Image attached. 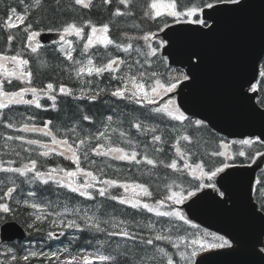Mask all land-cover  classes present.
Segmentation results:
<instances>
[{"label":"trees","instance_id":"1","mask_svg":"<svg viewBox=\"0 0 264 264\" xmlns=\"http://www.w3.org/2000/svg\"><path fill=\"white\" fill-rule=\"evenodd\" d=\"M150 2L151 0H132L131 8L126 10L123 5L118 3V0H111L108 4H105L104 0H92L91 6L87 9L76 5L75 0H41L39 8L32 6L34 0H23V3H21V0H0V52L8 49V54L14 55L17 52H21L23 57H25L27 52V57L34 59L33 63H37L38 69L29 87L41 89L48 83L66 86V83L69 82V71L67 69L70 63H66L59 54L50 50H42L37 53L29 52L25 46L26 33L23 30V25L32 24L33 30L37 31L50 29L57 31L66 23L73 21L79 25H84L85 21H91L97 26L108 23L110 37L123 45L131 43L133 45L131 51H134L132 52L134 55L133 61L139 60L143 70L151 72L152 59L158 56V45L155 37L160 32L165 21L172 24V20L170 17H160L153 20L145 16V12L149 11L147 6ZM161 2H167V0H161ZM190 2L191 0H180L181 4ZM12 8L17 10L16 14L26 15L27 19L19 27L9 29L6 27V21L11 14L10 9ZM117 8L125 12V14L114 16L113 13ZM127 11H131V15H128ZM38 21L39 23H37ZM88 31L90 29L85 26V33ZM146 33H155L152 43L157 48V56L151 58V66L144 63L145 57L135 51L137 47L147 51L144 41L139 39ZM10 35L14 37L11 44L8 43ZM115 49L112 46L111 49L106 50V59L124 57L125 52L115 51ZM163 66L165 65L163 64ZM31 67L34 68V66ZM162 72L164 73V71ZM0 82L4 83L6 91H18L19 88L25 87L24 82L18 80H13L12 84L9 85L4 81L3 76H0ZM66 96L60 94L53 110L40 111L34 116V121L41 126H44L46 122H50L48 125L52 133H56L58 139H67L74 148L79 143V140L87 137L85 145H82L77 151L80 156L81 167L87 171H92L99 180L116 179L121 183L144 184L152 195L139 197L143 203L155 206L156 201L164 200L170 194L169 186H171V191H180L181 187L191 190L192 187L198 185V181H195L184 169L185 159L193 165L202 162L206 171L213 169L214 166L219 165L224 160V157H213L210 153L212 151H222L220 144L221 142H227L225 138L212 132L205 124L197 128L194 123H191L195 121L191 118L189 121H185L183 125H180L179 122L171 121L166 117L152 113L150 106L144 107L134 104L130 102L131 100L127 101L124 99L123 102L120 101L121 108L117 109L116 103L113 106L108 105L106 107L100 100L82 103L80 101L72 104L67 101ZM260 101L261 97L258 101L261 105ZM25 113L26 110L21 105H11L7 110L0 109V163L7 167L8 161L11 160L14 161L11 165L12 167H20L22 164H28L30 160L35 159L37 161V169L42 172H48L54 168H63L69 171L75 170L76 165L70 159L60 155L44 157L40 155L45 150L44 148L39 145H29L25 142L29 139L45 142L44 136L26 137L22 131L17 130L19 129L17 125H14L13 128L5 127L9 122L16 124L15 122L23 119ZM107 114L114 117L112 127L115 125L111 134L112 141L108 145L123 147L129 153L133 150L137 151V159L141 163L137 164L134 161L128 162L112 158L108 160L104 156H96L92 153L91 148L100 144L96 134ZM84 116L90 117V120L85 121L83 119ZM136 122L156 130L155 132H138L133 127ZM121 131L125 133L124 137L120 136ZM9 135L13 137L21 136L23 140L13 139L7 141L6 137ZM182 135H189L191 143L179 139ZM153 136H161V141H154ZM127 141H131V144ZM177 147L185 153V159H181L177 155ZM25 149H28V151H25ZM156 149H161V151H156ZM85 151L88 152V160L84 159ZM257 152L262 153V145L253 143L246 151L247 159L255 157ZM16 153H19V155H16ZM144 156L154 159L156 161L155 165H148L143 160ZM173 160H176L179 171H174L165 166ZM92 161H95V164ZM100 169H103V172ZM53 175L57 177L56 179H60L64 173L58 172L53 173ZM8 176L15 183L13 184L9 181L3 186L0 185V196L4 192L2 189L6 190L8 187H15L16 190L11 199L0 201L7 202L13 209L12 213L7 214L5 220H15L28 229V240L34 243H42L48 240L47 233L49 231L55 232L57 227L52 225V217H48L43 223L35 222L33 228L28 227V224L34 223L35 217L32 216L29 207L25 204H17L16 201H19L22 195L25 197V194L30 192L34 193L33 197L36 202L41 204L51 203L59 210L64 209L65 206L69 209L78 208L83 211L91 209L97 215L104 212L108 220L112 218L121 219L127 223L125 227H122L123 229L136 233L139 237H143L144 240L154 239L157 234L175 238L187 236L190 233L191 227L185 225L183 221L169 217H158L155 213H150L143 208L133 209L128 204H120L118 200L111 199V196L131 197V189L125 192L121 187H112L108 189V193L104 197H101L97 190L101 185L98 184L96 188L90 189L94 198L88 200L77 193H72L67 188L59 187L53 181H49L48 184L32 181L33 173H28L26 177H21L17 173H8ZM258 179L259 183L255 188L256 193L261 184V176H258ZM0 180H7L6 173L0 172ZM76 180L78 183H83V177L78 176ZM204 182H207L206 178ZM176 185L181 187H176ZM256 200L260 207L262 198H256ZM170 203V201H165V205ZM174 207L178 209V205ZM160 210L169 209L164 207ZM3 215L0 213V216ZM78 222L80 221L78 220ZM112 225L105 223L101 227L106 230L104 232H96L91 229L83 231L74 229L71 235H65L58 242L52 243H57V246L64 245L68 247L70 250L69 254L75 257L82 251L86 253L99 252L115 257L114 261H108L105 264H135L141 256L145 257L144 264H155V262L147 259L155 252L153 245H141L138 241H128L119 236L108 237V231L118 232L122 229L113 228ZM117 244L121 246L119 249H117ZM154 244L156 247H163L170 254H173L175 264H183V261H180L179 256L175 254V249L171 247L170 243L167 241H154ZM127 249H131V252H128ZM19 259L20 256H17V263L24 264V262H19ZM158 259H162L163 264H166V258L158 257ZM52 260H45L44 264H62Z\"/></svg>","mask_w":264,"mask_h":264},{"label":"snow or ice","instance_id":"2","mask_svg":"<svg viewBox=\"0 0 264 264\" xmlns=\"http://www.w3.org/2000/svg\"><path fill=\"white\" fill-rule=\"evenodd\" d=\"M111 0H104L105 4L110 3ZM23 3V0H21ZM92 0H75V4L79 5L85 9L91 6ZM118 3L123 5L126 10L131 8L132 0H118ZM35 8H39L41 6V0H34V4L32 5ZM149 11L145 12V16L150 19H157L160 17H170L172 20V24L182 25L183 31L190 33L193 37H206L213 34L219 26V17L222 13L231 12L237 13L242 11L245 7H247V0H191L190 3L181 4L180 0H167V2H161V0H151L148 4ZM16 9H10L11 14L6 21V27L17 28L20 24H24L27 19L26 15H15ZM27 11V8H26ZM125 12H122L119 8L113 13L114 16H122ZM128 15H131V11H127ZM13 16L18 21V23H13ZM39 23V21L37 22ZM85 26L90 29L87 33H85ZM171 28V24L167 21L163 24V27L160 31L164 29ZM51 30V29H50ZM25 31L27 32V40L28 43L26 45L27 48L30 49L31 53H37L38 49L41 47L39 41L36 40V37L40 35V31L33 30L32 24H27ZM60 36V49L65 58L68 61H71L75 65H79L78 68L75 69V73L77 77H83L87 75L89 77L93 76H101L105 72L114 73L118 71L119 66L124 64L125 61L120 58H112L109 59L107 63H103L100 65H95L93 63V58L88 55V50L93 48L94 46L100 45L105 49L108 46H114L117 50L123 51L125 53L130 52L133 49V45L128 43L126 45L117 43L114 39H112L109 35V24L104 23L102 25L97 26L93 24L91 21H85L84 25H79L76 22H68L63 25L60 29L57 30ZM75 36L78 40L84 41L83 49L81 50L82 56H88L86 63L81 60H77L73 57V51L75 48L73 47V42L67 37ZM86 37V39H85ZM155 37V33H146L139 39L144 41V45L147 51H143L141 48L137 47L135 51L139 53V55L144 56V63L151 66V58L157 56V48L153 46L152 40ZM14 40L13 36L8 37V43L11 44ZM33 42H35V46H33ZM67 46V50H65L64 46ZM166 45L171 46V41L162 40L159 42V48H164ZM203 60L202 53L199 49L192 47L187 50V64L189 67V71L187 73L181 72L179 76H173L171 74L168 75L167 79L163 77L162 73L151 72L150 74L146 72H139V77L146 78L151 80V84H146L137 78L136 75H125L123 77H119L123 81V87L117 88L116 90L111 92V95L114 97H118L121 99H128L133 101L136 104H139L144 107L155 105L150 110L152 113L158 114L160 116L166 117L168 120L179 122L180 125H183L185 121H189L190 118L185 115V111H182V105H178L175 99L169 98L165 100L170 93H174L178 86L188 87L191 85L195 78V70L201 67ZM257 62L264 63V52H261L253 62V69L256 67ZM136 64H140V61L137 60ZM29 65V60L23 58L21 52H17L14 55L8 54V49L4 52H0V76H3L4 81H6L9 85L12 84L13 80H18L21 82L27 81L29 85L32 83V73L28 71L27 66ZM132 65H129V69H131ZM259 76L261 77V83H264V69L259 71ZM118 77L113 75L112 79H117ZM255 79V75L253 74L247 79H243L238 83V93L239 95L251 101L252 97L248 95V92L245 91V87H248V91L255 92L257 90V85L252 83ZM187 82V83H185ZM87 83L91 84L92 81L89 80ZM130 85V87H129ZM31 92L33 99L26 100L24 96L27 92ZM83 91V90H82ZM100 91H104L101 89ZM55 88L53 83H48L44 88L37 89L36 87H21L18 91H6L3 82H0V109L8 108L10 105L16 104H26L32 105L35 104L36 108H40L41 104L38 102L37 96L38 93H42L43 95H47L50 100L53 101V107H55V95H49L50 93H54ZM59 92L64 95H72V92L65 85L61 84L59 86ZM99 93H97L98 95ZM90 99L95 100L96 96L90 97ZM261 105H264V99L260 101ZM253 111H256L253 108ZM260 115L264 116V111L259 112ZM83 119L85 121L90 120V117L84 116ZM107 120L109 122L112 121V116H108ZM48 123L46 122L43 129H39L35 126H29L28 124H24L22 128L17 129L22 132H37L42 131L45 136L51 137V143L55 147L49 148L47 144L42 143L36 139H29L25 142L29 145H39L41 148H44L45 151L40 153V155L47 157L50 152H56L57 155L64 156L66 159H70L73 164L76 165L75 170H65L63 168L59 169H50L48 172H42L37 169V161L32 159L28 164H22L20 167H12L11 165L14 161H8V166L5 167L2 163H0V172L3 173H17L21 177H26L28 173H33L32 181H40L43 184H48L49 181H53L61 188H67L72 193H77L79 196L84 197L88 200H92L93 194L90 189L96 188L97 185H101L97 188L99 195L104 197L108 193V189L112 187H121L128 192L130 189L132 191L131 197H122V196H111V199L118 200L120 204H128L133 209L143 208L150 213H155L158 217H169L175 218L176 220L183 221L185 225H189L193 229H199V226L191 223L187 219V217L177 208L175 205L183 204L185 200L196 197L198 192H202L204 189H212L215 194L218 195L219 199H216V196H213V199L219 204L221 207H225L228 205L231 200V196L228 194L227 189L223 184L220 187H217L218 181L216 177L225 173L226 169L236 167L234 163H229L228 161L233 160V156H228L225 151H212L210 153L213 157H224V160L221 161L219 165L214 166L213 169L205 170L204 164L195 163L194 165L189 163L187 159H185V153L181 151L179 147L176 148L177 155L180 156L181 159H185L184 169L187 170L188 175L192 176L195 181H198V185L192 187L191 190L184 189L180 185H176V187H181L180 191H171V186H169L170 194L165 197L164 200L156 201L155 206L149 203H143L139 197L151 196V192L144 184H128L121 183L116 179H103L99 180L97 175H95L92 171H87L83 167H81L80 156L77 154L78 149L82 145H85V139L79 140V143L74 148L73 145L69 144L67 139H58L56 135L52 133L51 130L48 129ZM194 125L199 128L204 125L205 121L202 119H196ZM7 128H13L14 124L9 122L5 125ZM138 132H147L152 131L155 132V128H149L147 126L142 125L141 123H135L133 125ZM176 130V129H173ZM75 131V129H73ZM115 131V129H114ZM120 136L124 137L125 133L123 131L120 132ZM105 137V132H100L97 134L96 138ZM23 140L21 136H7L6 140ZM183 141H187L191 143V139L189 135H182L179 137ZM154 141H161V136H153ZM131 144V141H127ZM237 143V142H234ZM240 145L251 146L253 143H259L264 146V131H261L258 134L257 140L253 141L252 139H242L238 141ZM221 148L227 149L228 145L225 142H221ZM58 149H62L57 151ZM28 151V149H25ZM92 153L96 156H104L111 157L115 160L135 162L137 164L141 163L140 160L137 159V151L133 150L131 153L126 151L123 147L120 146H111L97 144L95 147L91 148ZM156 151H161V149H156ZM19 155V153H16ZM238 155L240 157H245L246 153L244 151H239ZM256 156H264V153L257 152ZM84 159L88 160V152H84ZM253 162L255 158L253 157ZM143 160L148 165H155L156 161L154 159H150L147 156L143 157ZM95 164V161H92ZM163 163V161H161ZM166 167L171 168L174 171H179L176 160H173L170 164L165 165ZM103 172V169H100ZM62 172L64 175L60 179H56L53 173ZM198 173V174H197ZM83 177V183H78L76 177ZM207 179V182L205 181ZM11 183H15L11 181ZM3 183V181H0ZM224 189V190H222ZM15 187H8L6 191L3 192V195L0 196V201H4L6 199H11L12 195L15 191ZM186 192V195H185ZM34 193L30 192L29 196H33ZM204 195H208V193H204ZM165 201H170L171 203L165 205ZM17 204L20 201H16ZM24 204L27 207L37 210L39 214L35 215L34 223L28 224L29 228H33L35 222L43 223L48 217H56L57 219L52 220V224L57 228L62 229H76L78 231H83L85 229H91L96 232H104L105 229L101 228L100 222L94 216H88L87 212L84 215L80 214V210L77 209H69L67 206L64 207L62 212H45V208L40 204L32 202L29 203L27 200L24 201ZM51 205H47L45 207H50ZM167 207L169 210L161 211V208ZM252 214L254 216L259 217L262 221H264V202H261L259 209L256 207H251ZM13 212V209L7 202H0V213L4 214L0 216V223L5 222V217L7 214ZM73 216L76 218L71 219H60L61 217ZM78 218V219H77ZM78 220L80 222H78ZM104 223H108V221H104ZM123 223V221L121 222ZM10 226V225H9ZM113 228H116L117 225L113 224ZM151 227V225H149ZM64 232L61 231L60 235H63ZM49 238H54L56 233L53 231H49L47 233ZM191 239L186 238L185 236H178L175 240L172 239L171 236H164L157 234L154 239L144 240L143 237H139L136 233L130 232L126 229H121L120 231H108V237H123L128 241L139 242L141 245H153L155 248V252L152 256L148 257V260L155 262V264H163L162 259L166 258V264H175L173 254H170L163 247H156L154 241H167L171 244V247L175 249V254L179 256L180 261H183V264H201L200 261H197V256L201 253L213 252L214 250H227L229 252L235 251L236 248L239 247V241H235V238L228 239L226 235H219L215 232L209 233L204 231L200 233L197 231L196 233H191ZM264 231L259 232L255 236L252 237L250 251L254 256L260 258L262 262H264ZM121 246L117 244V249ZM183 249V250H181ZM9 252H12V249H8ZM128 252H131V249H127ZM216 255H223V252H214ZM43 252H29L28 255L22 257L23 260L28 261L30 257L44 256ZM52 257H56L59 259L58 253H52ZM13 260L17 258L15 256L12 257ZM205 259V257H201V261ZM93 260L99 261L100 264H105L108 261H114L115 257L112 255H105L101 253H97L94 257L83 256L78 259L73 256L71 259L65 260L62 264H93ZM145 257L141 256L135 264H144Z\"/></svg>","mask_w":264,"mask_h":264},{"label":"water","instance_id":"3","mask_svg":"<svg viewBox=\"0 0 264 264\" xmlns=\"http://www.w3.org/2000/svg\"><path fill=\"white\" fill-rule=\"evenodd\" d=\"M182 25L166 29L161 37L171 41L162 49L169 65L189 71L187 50L195 47L202 53L201 67L195 70L196 78L188 87L179 86L167 98H177V104L187 116L202 119L218 134L228 138L258 137L264 131V111L256 103L257 92L245 91L251 101L238 93V83L253 74L258 76L259 63L253 69L255 58L264 52V0H247V7L237 13L225 12L219 17L216 31L206 37H193L183 31ZM58 33L43 32L38 36L42 44L59 39ZM187 83V82H185ZM253 108L256 111H253ZM261 163L251 167L232 168L217 178V185L227 189L231 200L221 207L213 199L218 195L206 191L185 203L182 208L188 218L203 227L235 238L239 247L235 251L215 250L200 255L201 264H264L250 251L252 237L264 231V221L252 214L256 207L251 197L255 172ZM224 190V189H222ZM10 225V226H9ZM25 232L16 222H6L0 227V242L23 240ZM263 239V238H262ZM214 252H223L216 255ZM201 257H205L201 261Z\"/></svg>","mask_w":264,"mask_h":264},{"label":"rangeland","instance_id":"4","mask_svg":"<svg viewBox=\"0 0 264 264\" xmlns=\"http://www.w3.org/2000/svg\"><path fill=\"white\" fill-rule=\"evenodd\" d=\"M13 23H18V21L15 19V16L13 17V21H12ZM67 39H69L70 40V38H67ZM28 41V40H27ZM161 40L160 39H158V42H160ZM65 47V50H67V46L65 45L64 46ZM54 48L57 50V51H59V49H60V41L59 42H57L55 45H54ZM61 54H63L61 51H59ZM81 52L78 50L77 51V54H80ZM91 54V51L89 52V55ZM64 55V54H63ZM86 63V62H85ZM127 70H129V66L128 65H126L125 63L124 64H121L120 66H119V69H118V73L119 74H121V72L124 74L123 76H125V75H130L128 72H127ZM85 76L86 75H84V79L82 80V82H83V84L82 85H85V87H86V91H81V92H88V91H91V90H98V88L96 87L95 89L93 88V87H90L91 86V84H89V83H87V80L85 79ZM91 79H93V76H91L90 77ZM137 78L139 79V78H142V77H138L137 76ZM129 87H130V85H129ZM234 141L232 142V143H229V144H227L229 147H227V149H224L223 148V150L225 151V152H227L228 153V156H233L234 157V159L233 160H230V161H228V162H230V163H232V162H234L235 160H237V162H236V166H240V165H245V164H241V163H243L244 162V160H245V157H240L239 155H238V152L239 151H244V149L242 148V147H240V146H236V147H234ZM230 145H231V148H230ZM229 149H231V153L229 152L230 150ZM56 153V152H55ZM50 154H54L53 152H50ZM198 174V173H197ZM261 176H262V172H261ZM216 179H217V177H216ZM199 183V182H198ZM7 190V189H6ZM6 190H3L2 189V191H6ZM199 193V192H198ZM253 197L254 198H259V199H261L262 198V181H261V185H260V187H259V189H258V191H257V193L256 194H253ZM25 200H27L29 203H32V202H35L36 203V201H35V199H34V197L33 196H28L27 198H20L19 199V201H20V204H24V201ZM41 205V204H40ZM42 206V205H41ZM42 207H44L45 208V212H47L48 211V207L46 208L45 206H42ZM32 209V208H31ZM71 210V209H70ZM80 210V209H79ZM32 211H33V214L34 215H36V214H39L38 212H37V210H35V209H32ZM63 210H58V211H55V212H62ZM85 212H87V214H88V216H94L99 222H102V223H104V221H105V219H101V218H99V217H97L95 214H93V211H83V210H80V214L81 215H84V213ZM182 212V211H181ZM183 213V212H182ZM187 217V216H186ZM71 218H76V217H73V216H66V217H61L60 219H71ZM52 219H57L56 217H52ZM190 219V218H189ZM116 224L117 225V227L118 226H122V223L121 222H119V221H115V220H113V221H108V223L107 224ZM192 223V222H191ZM194 224V223H193ZM60 229H62V228H60ZM200 229V228H199ZM194 230V232H192V233H196L197 231H199L200 233H203L204 231H200V230ZM188 239H191L192 237H191V235L190 236H188L187 237ZM9 248H11L12 249V252H9L8 251V249ZM20 250L21 251H23V252H25L27 255H28V253L29 252H33V251H35V252H43V253H45V255L44 256H37V257H30V260H33V259H39V258H46V259H48V258H56V257H52L51 256V254L52 253H58V255H59V259H57L56 258V260H57V262H63V261H65V260H68V259H71V257H69L66 253H64L65 252V250H66V248H63L62 246H59V247H57V248H54V249H50V250H47V249H44L43 248V246H38V247H36V245H30V243H25V244H23L22 246H20ZM27 251V252H26ZM16 253H17V250L14 248V247H11L10 245H4V246H0V264H13L14 262H15V260H13L12 259V257L13 256H16ZM83 256H90V257H94L95 256V254H88V255H86V253H81V255H80V258H82ZM31 262V261H30ZM93 262H96V263H93V264H100L99 262H97L96 260H93ZM29 264V263H28ZM33 264H39V263H36V262H34Z\"/></svg>","mask_w":264,"mask_h":264},{"label":"flooded vegetation","instance_id":"5","mask_svg":"<svg viewBox=\"0 0 264 264\" xmlns=\"http://www.w3.org/2000/svg\"><path fill=\"white\" fill-rule=\"evenodd\" d=\"M262 153H264V147L262 148ZM262 158L264 159V156H262ZM262 170L264 172V161H263V168H262ZM262 191H264V180L262 181ZM262 199H264V194L262 195Z\"/></svg>","mask_w":264,"mask_h":264},{"label":"bare ground","instance_id":"6","mask_svg":"<svg viewBox=\"0 0 264 264\" xmlns=\"http://www.w3.org/2000/svg\"><path fill=\"white\" fill-rule=\"evenodd\" d=\"M72 5H73V4H72ZM70 6H71V5H70ZM66 8H67V7H66ZM40 24H41V23H40ZM59 24H60V23H59ZM77 51H78V50L75 51L76 55H77ZM116 228H122V227L118 226V227H116Z\"/></svg>","mask_w":264,"mask_h":264}]
</instances>
